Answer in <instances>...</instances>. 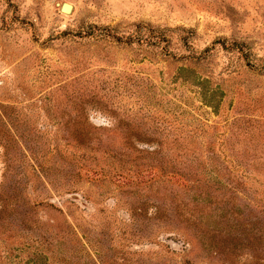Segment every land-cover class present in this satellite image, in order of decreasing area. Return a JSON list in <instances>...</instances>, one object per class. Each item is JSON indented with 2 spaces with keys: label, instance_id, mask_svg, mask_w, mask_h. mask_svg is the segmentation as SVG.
Wrapping results in <instances>:
<instances>
[{
  "label": "rangeland",
  "instance_id": "1",
  "mask_svg": "<svg viewBox=\"0 0 264 264\" xmlns=\"http://www.w3.org/2000/svg\"><path fill=\"white\" fill-rule=\"evenodd\" d=\"M0 264H264V0H0Z\"/></svg>",
  "mask_w": 264,
  "mask_h": 264
},
{
  "label": "water",
  "instance_id": "2",
  "mask_svg": "<svg viewBox=\"0 0 264 264\" xmlns=\"http://www.w3.org/2000/svg\"><path fill=\"white\" fill-rule=\"evenodd\" d=\"M60 10L62 12H65V13H68L72 10V5L69 4V3H66V2H63L61 5H60Z\"/></svg>",
  "mask_w": 264,
  "mask_h": 264
}]
</instances>
